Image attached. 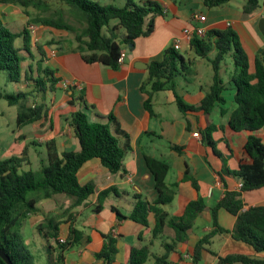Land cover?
Masks as SVG:
<instances>
[{
    "label": "crops",
    "instance_id": "crops-1",
    "mask_svg": "<svg viewBox=\"0 0 264 264\" xmlns=\"http://www.w3.org/2000/svg\"><path fill=\"white\" fill-rule=\"evenodd\" d=\"M96 1L103 5L122 7L127 0ZM131 1L139 4L141 0ZM149 1L158 3L163 14L155 17L154 30L149 36L136 39L130 50L122 48L125 59L117 69L84 63L74 51L76 47L74 34L36 23L35 19L39 17L36 10L0 4V19L7 28L14 33L26 29L30 34L31 56L24 54V61L21 64L22 73L27 72L34 78L38 76V69L48 68L60 79L54 89L47 91L44 96L35 94L34 100L43 103L48 110L49 120L41 129L40 135L33 133L40 122L29 125L32 136L30 144L45 145L53 140L59 154L66 151L78 152L80 149L78 141L68 124L71 114L78 110L85 113L91 123L107 124L106 117L113 116L117 126L110 125L111 133L115 135V129L118 127L128 138L130 149L123 160L124 172L111 174L98 159L88 161L79 171L78 181L81 185L90 182L95 185V192L89 201L73 207L72 200L65 196L55 195L49 199H42L37 203V212H43L42 221L34 220L33 214L23 222L21 232L28 224L32 230V228L37 229L44 219H53L58 223V239L63 242L70 238L71 229L79 232L80 236L76 237L74 245L65 252V264H104L103 261H96L95 254L101 251L107 236L116 239L117 253L114 264H125L133 247L148 246L151 253L157 256L164 253L161 242L151 238V230L155 224L152 214L148 215L147 228H142L128 219L119 220L116 214L117 211L120 215L128 217L133 209V195L136 193L141 194L149 203L156 200L154 179L147 169L145 157L166 163L169 166L165 178L166 185L171 187L178 184L173 201L163 207L170 216L182 215L187 203L197 199H202L206 207L196 219L187 242L177 246L176 253L169 255L168 264H191V254L195 245L212 230L210 209L223 198L226 191H238L240 188V183L236 179L224 175L222 182L219 176L223 164L230 170L237 169L236 159L230 156L229 150L237 154L241 153L248 135L246 132L235 133L228 126L234 107L232 86L227 84L226 91L222 95L224 104L216 106L209 114L195 112L183 115L177 109L170 91L153 93L151 94L153 116H150L144 108L145 99L150 91L149 86H145L144 92L141 87L147 80L149 64L160 61L164 50L170 46L175 45L185 59L191 60L194 65H200L199 58L191 50L189 41L183 35L185 29L194 27L205 31L231 27L240 38L249 58L250 71L253 72L255 54L264 48V36L259 31V21L264 19V0L262 5L259 1L258 12L249 16H245L242 12L245 2L233 7L230 1L221 9H209L205 13L202 0ZM51 8L55 10L54 8L57 7L51 6ZM58 8L67 10L65 5ZM198 16L205 17V21L196 20ZM31 28L33 31L30 30ZM118 33L121 35L124 31L120 29ZM16 43L20 48L21 40L18 39ZM225 71L227 77L231 69L226 68ZM195 74L197 78L192 81L193 84L177 85V93L187 105H198L211 83L202 84L204 78L199 68L196 69ZM64 81L71 83L72 89L64 88L62 86ZM19 84L23 88L20 91L32 90L31 83L24 79ZM71 95L77 99L73 105L69 104ZM79 97L82 101L78 100ZM210 125L219 128L213 132L212 137L217 143V150L222 155L223 161L202 142L201 133ZM194 133H198L199 137H194ZM22 139L21 143L17 144L20 152L15 156L21 155L28 141L24 136ZM118 139L122 145L126 140L122 136H118ZM175 147L181 150H175ZM26 148L30 165L25 166L24 169L28 170L31 169L32 162L28 152L29 147ZM192 183H196V187ZM112 187L116 189V193H110L105 197L100 203L101 209L95 211V206L99 204L98 194ZM58 198L61 202L59 204ZM243 202L244 210L264 205V188L244 194ZM59 207H62V210H59ZM87 210L92 214L89 221L85 220ZM217 219L220 227L228 232L232 230L235 222L233 216L220 209ZM171 240L172 231L166 229L164 241L170 243ZM214 240L218 245L217 250L211 248ZM210 242L209 250L218 256L230 255L227 252L237 249L242 255L252 258L259 256L246 247L235 245L243 243L234 241L229 233L217 234ZM40 245L41 248L45 247L43 244ZM46 247L44 250L46 262L38 264H46L55 258L56 246L47 243ZM216 261L215 256L203 253L199 264H216Z\"/></svg>",
    "mask_w": 264,
    "mask_h": 264
},
{
    "label": "trees",
    "instance_id": "trees-1",
    "mask_svg": "<svg viewBox=\"0 0 264 264\" xmlns=\"http://www.w3.org/2000/svg\"><path fill=\"white\" fill-rule=\"evenodd\" d=\"M65 5L72 17L82 25L81 30H75L57 13L46 17H37L36 23L44 27L72 32L74 43L81 60L86 64H99L111 69H117V62L122 48L130 50L136 39L149 36L154 30V19L163 14L160 5L153 1L141 0L139 4L127 0L125 5H103L96 0H57ZM231 0H202L205 8L216 9L224 7ZM46 0H1L0 4H10L23 9H34L42 14L48 11ZM259 0H246L242 7L245 16L258 12ZM114 22V24H112ZM122 29L123 34L118 31ZM20 39L21 47L16 46ZM189 46L194 54L205 59L211 66V83L198 105H187L177 93L176 79L186 70L191 60L185 59L175 46L164 50L160 61H153L148 66V77L141 90L149 86V93L144 102V108L153 116L151 94L170 91L175 99L179 112H202L209 114L213 108L224 104L223 93L227 84L233 89V110L229 117V128L235 132L248 133L241 153L230 151V156L236 159L237 169L230 170L223 164L219 176H230L240 183L238 191H226L223 198L210 209L212 230L195 245L191 254V264H199L203 253H209L217 258L216 264H264V260L252 258L242 254L218 256L209 250L210 241L217 234L229 233L234 241L241 242L253 249L257 254L264 253V205L249 207L244 210L243 195L264 188V48L254 57V71H250L249 58L240 42L237 33L231 28H212L204 35L193 34ZM31 38L28 30L20 33L10 31L0 19V72L4 71L9 83L19 84L23 79L31 83V91H17L15 94L0 92V99L7 105L16 108V126L23 127L40 122L33 130L40 135L43 126L48 122V110L43 103H37L36 95L44 96L47 91L54 89L60 79L55 72L48 68L38 69L36 77L22 73L21 64L24 54L31 56ZM212 54V55H211ZM227 55L232 61V71L227 75V82L222 78V63ZM69 89H72L70 87ZM70 105L77 99L71 95ZM79 101L82 98L79 97ZM107 124L89 122L87 116L78 110L71 114L69 127L79 144L78 152L58 153L53 140L45 144V159L40 161L39 169L25 170L29 166L27 148L20 156L12 155L0 160V251L4 253L12 264H37L34 255L25 247L21 234L23 222L37 213V203L42 199H49L55 195H65L72 200V206L77 207L89 201L95 192L94 183L81 185L78 173L85 163L98 159L101 165L111 174L124 172L123 160L130 149L127 135L115 129V135L110 131V125H116L115 118L106 117ZM219 128L210 125L202 134L204 146L221 158L217 150V143L212 134ZM126 140L122 145L118 139ZM35 145L36 143H31ZM37 145V144H36ZM175 150H181L175 147ZM147 169L154 179L157 198L149 203L141 194L133 195V209L128 217L120 215L119 220L128 219L142 228L148 227V215L155 220L151 230V238L159 240L164 253L154 255L148 246L133 247L129 251L125 264H146L151 258L154 264H168L170 254L176 253L177 246L185 244L196 219L206 209L204 201L197 199L190 201L180 216H170L164 206L171 204L176 195L177 186H167L165 178L169 166L159 160L145 157ZM196 187V183H192ZM110 193H116L115 188H109L98 194V203L94 210L101 209L100 203ZM224 210L235 218L233 228L226 231L218 224L217 214ZM114 210V209H113ZM166 229L172 231L170 243L164 241ZM38 232L47 240L56 242V255L53 261L46 264H65V252L74 245L80 233L71 229V236L63 243L58 239V223L53 219H44L37 226ZM106 242L101 251L95 254L96 261L104 264H114L117 253L116 239L105 237ZM76 242V241H75ZM0 264H6L0 258Z\"/></svg>",
    "mask_w": 264,
    "mask_h": 264
},
{
    "label": "rangeland",
    "instance_id": "rangeland-1",
    "mask_svg": "<svg viewBox=\"0 0 264 264\" xmlns=\"http://www.w3.org/2000/svg\"><path fill=\"white\" fill-rule=\"evenodd\" d=\"M245 1L246 0H231L230 4L233 7H236L237 5L243 4V2H245ZM259 1H260V4L262 5L263 0H259ZM45 3L47 4L49 9H48V11H46L42 14L37 13V14H39L40 17L50 16L54 12L57 13V15L61 13L62 15H59L60 18L64 19V21H67L75 30H77V31L81 30L82 25L78 24V22L72 17L68 8H67V10L58 8V7L62 8L63 4H61L57 0H46ZM51 6L57 7V8H54L55 10H53L51 8ZM217 9H221V8H216L214 10H217ZM208 10H209L208 8L203 9V11L205 13ZM32 25H35V24H32ZM63 33H65V32H63ZM73 34L75 35V33H73ZM16 45H17V43H16ZM199 61H200V65L199 64L194 65L191 63L190 65L186 66L187 69L182 71L180 76L176 79L177 85H179V83H184V84L192 83L193 84L192 81L197 78L196 74H195V71L197 68H199V71L204 78L202 84L204 83L205 85H208L211 82L212 70H211L210 64L205 59L199 58ZM226 66L228 69H231V71H232L233 66H232V61L230 59V55H227L225 58V61L222 63L223 69ZM5 75L6 74L4 71L0 72V92L6 93V94H15L17 91H20L23 89L20 86V84L17 85L14 83L7 82ZM221 75H222L223 80L226 81V79H227L226 73L221 72ZM30 131H31V127H29V126L23 127L21 130H18V128L16 126V108L8 106L5 100L0 99V160L8 158L12 155L18 154L20 152V147H17V144L21 143V141L23 140L22 137L24 136V138H28V141L26 142L25 147L26 146L29 147L28 152L31 155L30 157H31L32 165L30 166V168L33 171L38 170L39 166H40V160L45 159V156H46L45 145H38L37 144V145L33 146L32 144H30V142L32 140V136L30 134ZM41 144H43V143H41ZM59 196H65V195H57V197H59ZM67 199H69V198L67 197ZM57 202H58V204L61 203L60 198H58ZM59 210H62V207H59ZM91 215L92 214L90 213V211L87 210L85 213V217H86L85 220L89 221V217H91ZM42 218H43V212L42 211L37 212V214H34V216H33V219L38 221V222H41ZM90 221H92V220H90ZM21 234H22L23 239H24L25 247L34 255L35 262L37 264L46 262V256L44 255V250L47 248L46 244L50 243L51 246L55 247L56 246L55 241L45 239L38 232V230L36 228H32V230H31L30 224H28V226L26 228L24 227V230H23V232H21ZM40 244L45 245V247L41 248ZM235 245H240V246L246 247L247 249L253 251L251 247H249L245 244H235ZM211 248L213 250L218 249V245H217L216 240H214V245H212ZM42 249H43V252H41ZM232 253L242 254V252L238 249L227 252V254H232ZM243 254H245V253H243ZM258 255L259 256L256 258L264 260V253H260ZM146 264H153V260L148 261Z\"/></svg>",
    "mask_w": 264,
    "mask_h": 264
},
{
    "label": "built area",
    "instance_id": "built-area-1",
    "mask_svg": "<svg viewBox=\"0 0 264 264\" xmlns=\"http://www.w3.org/2000/svg\"><path fill=\"white\" fill-rule=\"evenodd\" d=\"M196 20H198L199 22H203V21H205V17H202V16H198V17H196ZM31 31H33V28H31L30 29ZM197 34V35H199V36H202V35H204V33H205V30H203V29H199L198 27H194L193 29H185L184 31H183V35H184V37L188 40V41H190V39H191V37H192V35L193 34ZM175 46V45H174ZM176 47V46H175ZM124 59H125V52L124 51H121L120 52V55H119V58H118V60H117V62H118V64L119 65H121L123 62H124ZM71 83H69V82H67V81H64L63 83H62V86L64 87V88H69V87H71ZM199 134L198 133H194L193 134V136L194 137H199L198 136ZM59 242H63V240H59Z\"/></svg>",
    "mask_w": 264,
    "mask_h": 264
},
{
    "label": "water",
    "instance_id": "water-1",
    "mask_svg": "<svg viewBox=\"0 0 264 264\" xmlns=\"http://www.w3.org/2000/svg\"><path fill=\"white\" fill-rule=\"evenodd\" d=\"M259 31L261 32V34L264 36V19H261L259 21ZM139 65V63H138ZM145 66V65H144ZM0 258L6 263V264H12L11 261L9 260V258L0 251Z\"/></svg>",
    "mask_w": 264,
    "mask_h": 264
}]
</instances>
